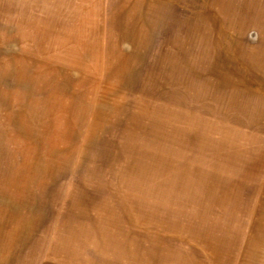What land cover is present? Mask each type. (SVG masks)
<instances>
[{"label":"rangeland","instance_id":"374dc122","mask_svg":"<svg viewBox=\"0 0 264 264\" xmlns=\"http://www.w3.org/2000/svg\"><path fill=\"white\" fill-rule=\"evenodd\" d=\"M0 264H264V0H0Z\"/></svg>","mask_w":264,"mask_h":264}]
</instances>
